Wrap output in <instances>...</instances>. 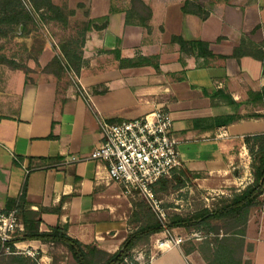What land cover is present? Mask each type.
<instances>
[{"label": "crops", "instance_id": "0c3cea01", "mask_svg": "<svg viewBox=\"0 0 264 264\" xmlns=\"http://www.w3.org/2000/svg\"><path fill=\"white\" fill-rule=\"evenodd\" d=\"M142 1L151 9L149 30L125 22L130 0L76 1L78 9L87 11V20L107 18L105 28L86 34L84 64L75 77L90 106L74 85L45 74L17 79L15 105L11 112L8 106L0 112V209L13 207L26 183L30 209H49L42 214L41 231L65 226L71 238L108 253L117 251L132 230V203L122 186L108 179L105 164L90 159L101 142L99 120L118 122L159 108L168 111L181 166L198 173L194 180L210 192L238 190L251 181L250 170H244L251 159L243 139L264 132V102L248 97L264 87V0H191L204 5V19L182 12L186 0ZM173 35L207 42L215 57L193 50L183 64ZM242 37L258 46L262 60L219 58L230 55ZM115 50L122 58L156 56L157 67L120 68ZM54 55L45 48L40 66ZM253 114L261 117L248 116ZM16 244L25 251L16 254L49 264V244ZM189 260L205 264L198 253L185 255L177 246L159 248L148 264Z\"/></svg>", "mask_w": 264, "mask_h": 264}, {"label": "trees", "instance_id": "16d2710c", "mask_svg": "<svg viewBox=\"0 0 264 264\" xmlns=\"http://www.w3.org/2000/svg\"><path fill=\"white\" fill-rule=\"evenodd\" d=\"M37 11H42L43 21L60 23L63 27L69 24V16L73 10L66 11L62 6L52 0H30ZM131 6L125 13V22L150 29L151 9L142 0H130ZM183 13L195 14L201 18L208 16L204 5L186 0L181 8ZM31 13L22 5L21 0H0V38L24 37L28 26L33 22ZM22 26V31L20 30ZM107 26V18L88 19L83 22L82 32L78 41L69 39L59 45V51L46 64L42 70L45 74H51L61 79L65 72L78 76L82 65V49L86 34L90 31H101ZM29 51L39 56L45 49L43 38H33ZM78 44L76 45V43ZM171 42L179 45L181 52L180 61L184 64V56L196 51L198 56L214 58L215 55L209 50L207 42L200 39L187 40L182 36L173 35ZM257 45L251 40L242 37L230 55H220L219 58H241L252 56L263 59V52L257 49ZM120 68H135L149 66L154 63L156 56L135 58H122L119 51H114ZM37 61V60H36ZM7 65L12 69H20V64L14 59L8 58L0 52V65ZM78 94L81 87L76 86ZM98 92V91H95ZM86 103L90 106L88 96L82 94ZM249 100L264 102V87L259 91L249 92ZM230 104H236L232 100ZM261 117L260 114L248 115ZM1 118V116H0ZM244 144L250 156L251 181L241 189H233L229 195L219 197L212 207H204L188 213H166L165 219L158 215L148 206L144 199L134 197L131 201L132 212L128 223H136L127 233L119 249L114 253H108L94 245H84L67 234L65 226L55 225L47 231H41L39 226L42 222V214L49 209L39 207L38 210L30 209L26 200V183L23 184L21 193L15 203L18 207V217L23 224V232L18 234L15 241L39 240L49 245H62L70 252L77 264H140L133 259V251L139 245H146L150 238L157 233L183 228L188 231L200 233L201 237L189 248H182L185 255L197 252L205 264H251L244 260L245 252H252L253 245L246 241V226L249 214L259 203L260 196L264 193V132L244 136ZM192 175V179L200 177L198 173H192L186 168H180L170 178H163L156 182L152 189L157 195L159 192L168 191L170 186L179 190L186 184V180ZM36 257V256H35ZM147 258H149L147 256ZM37 259V257L35 258ZM0 264H36L30 257L19 254L0 255ZM148 264V262L146 263Z\"/></svg>", "mask_w": 264, "mask_h": 264}, {"label": "rangeland", "instance_id": "374dc122", "mask_svg": "<svg viewBox=\"0 0 264 264\" xmlns=\"http://www.w3.org/2000/svg\"><path fill=\"white\" fill-rule=\"evenodd\" d=\"M21 1L22 5L31 13L33 22L28 26L23 38L12 36L7 40L0 38V52L4 53L8 58L14 59L21 67L20 69H12L7 65H0V112H5L8 109L10 111V108L15 105V81L17 79L21 80L24 77L25 80H31L46 77L39 64V56L29 51L33 41L32 39L35 37L43 38L45 48H48L56 54L59 51L58 47L60 43L63 41L69 39L78 41L82 32L83 22L87 20L88 15L86 10L77 8V0H52L55 4L62 6L66 11H74V14L69 16V24L67 27H63L57 22L43 21L40 14L42 11L35 10L30 0ZM77 10H79V13L76 12ZM60 80L61 82L74 85V87L77 85L75 76L67 72L63 74ZM7 99H9L8 105L5 104ZM6 106H8V109ZM180 168L183 167L181 166ZM245 169L248 172L250 166ZM237 170L243 172V168H237ZM232 189L233 187H227L222 189L223 192H210L199 187L198 182L192 179V175H190L189 179L186 180L185 186L179 190H174L170 186L168 191L157 193V198L160 201V208L163 209L166 217V213H188L204 207L210 208L218 202L220 196L228 195ZM127 198L130 201L134 199V197ZM128 224L133 229L136 223ZM200 237V233L188 231L183 228L157 233L150 238L148 244L136 247L133 251V259L140 264H146L150 256L154 255L159 248L165 249V247L159 246L160 242L166 241L167 239L174 242L180 239L181 242L179 244L174 243L172 246H177L182 250L183 247L189 248L190 245L197 243ZM246 241L253 245V250L250 253L245 252L243 259L250 261L251 264H264V193L260 196L257 206L252 208L249 214L246 226ZM48 253L51 256L49 264H77L65 246L49 245ZM199 257L201 258L200 255ZM189 261L191 262L190 264H194L191 260ZM127 264H132V261L128 260Z\"/></svg>", "mask_w": 264, "mask_h": 264}, {"label": "built area", "instance_id": "2783aa9c", "mask_svg": "<svg viewBox=\"0 0 264 264\" xmlns=\"http://www.w3.org/2000/svg\"><path fill=\"white\" fill-rule=\"evenodd\" d=\"M81 90V95L88 96L87 91ZM98 123L101 142L90 159L105 164L108 179L120 184L126 196L144 199L160 219H165L152 187L181 167L179 140L173 134L170 113L159 108L137 118ZM69 161L78 159L70 157ZM23 230L16 203L10 209H0V255L25 252L15 241ZM179 242L180 239H167L159 246L169 248Z\"/></svg>", "mask_w": 264, "mask_h": 264}, {"label": "water", "instance_id": "95a60500", "mask_svg": "<svg viewBox=\"0 0 264 264\" xmlns=\"http://www.w3.org/2000/svg\"><path fill=\"white\" fill-rule=\"evenodd\" d=\"M19 28H20V30H22V26H20Z\"/></svg>", "mask_w": 264, "mask_h": 264}]
</instances>
